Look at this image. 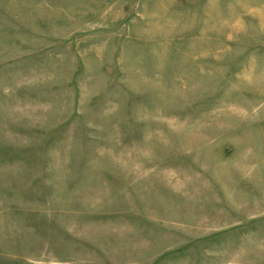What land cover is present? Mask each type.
I'll list each match as a JSON object with an SVG mask.
<instances>
[{
  "label": "rangeland",
  "instance_id": "374dc122",
  "mask_svg": "<svg viewBox=\"0 0 264 264\" xmlns=\"http://www.w3.org/2000/svg\"><path fill=\"white\" fill-rule=\"evenodd\" d=\"M0 264H264V0H0Z\"/></svg>",
  "mask_w": 264,
  "mask_h": 264
}]
</instances>
